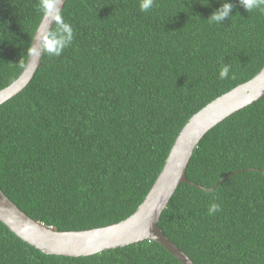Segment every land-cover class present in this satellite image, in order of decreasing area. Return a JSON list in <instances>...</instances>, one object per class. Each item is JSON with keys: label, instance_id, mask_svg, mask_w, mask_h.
Instances as JSON below:
<instances>
[{"label": "trees", "instance_id": "1", "mask_svg": "<svg viewBox=\"0 0 264 264\" xmlns=\"http://www.w3.org/2000/svg\"><path fill=\"white\" fill-rule=\"evenodd\" d=\"M224 2L232 15L211 22ZM38 4L0 0V89L24 66ZM61 12L72 42L0 105V188L30 217L79 230L133 213L188 118L264 66V13L239 0H154L148 12L139 0H66ZM186 177L217 185L180 183L164 234L194 264H264V96L202 137ZM0 264L182 263L150 240L45 254L0 222Z\"/></svg>", "mask_w": 264, "mask_h": 264}, {"label": "water", "instance_id": "2", "mask_svg": "<svg viewBox=\"0 0 264 264\" xmlns=\"http://www.w3.org/2000/svg\"><path fill=\"white\" fill-rule=\"evenodd\" d=\"M65 3L66 0H60L61 11ZM52 24V21L42 15L34 33L38 36L45 27H51ZM31 44H38V40L32 39ZM42 56V53L40 57L27 56L20 73L0 89V105L24 89L40 66ZM263 96L264 66L248 80L218 95L193 113L176 135L161 170L142 202L133 213L118 222L79 230H58L27 215L1 188L0 222L22 241L45 254L86 256L150 240L159 243L182 264H194L164 234L158 225L159 217L180 183L188 182L204 190L216 187L217 183L211 188H205L187 179L186 167L194 149L216 124ZM226 177L227 175L221 179Z\"/></svg>", "mask_w": 264, "mask_h": 264}, {"label": "clouds", "instance_id": "3", "mask_svg": "<svg viewBox=\"0 0 264 264\" xmlns=\"http://www.w3.org/2000/svg\"><path fill=\"white\" fill-rule=\"evenodd\" d=\"M60 0H39L38 8L44 17H47L53 22L51 27H45L43 31L37 36L33 34L32 39L38 40V44H31L27 48L29 57H40L41 53H47L53 57H59L64 49L73 40V28L65 22L61 8L59 7ZM239 4L247 11L250 12L257 9L264 13V0H239ZM154 5V0H139V9L142 12H148ZM233 5L229 2H224L219 8L212 12L209 16L210 21L218 23L225 18L232 15ZM230 68L227 64L219 70V78H229ZM221 210L219 203L211 202L207 211L209 215H214Z\"/></svg>", "mask_w": 264, "mask_h": 264}]
</instances>
